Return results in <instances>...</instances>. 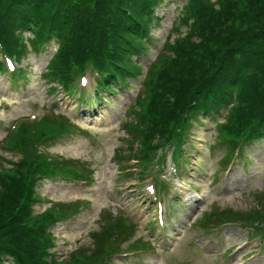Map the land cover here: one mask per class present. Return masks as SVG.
I'll list each match as a JSON object with an SVG mask.
<instances>
[{
    "label": "rangeland",
    "instance_id": "rangeland-1",
    "mask_svg": "<svg viewBox=\"0 0 264 264\" xmlns=\"http://www.w3.org/2000/svg\"><path fill=\"white\" fill-rule=\"evenodd\" d=\"M209 3L215 9L233 6H228L227 0ZM199 6L198 0L196 4L161 0L153 8L146 48L130 57L139 66L138 75L127 76L125 88L119 83L113 85L117 91L114 94L102 92L100 105V97L97 101L93 97L99 76L89 77L86 72L88 84L76 82L90 92V99L82 102L86 92L81 91L79 103L78 92L72 89L75 84L64 90L48 74L54 54L61 48L60 40L52 38L43 50L36 51L35 35L26 31L22 39L25 53L20 61H13L21 74L16 79L0 74V173L16 169L24 159L23 147L14 144L22 124L35 123L31 130L39 131L37 123L50 116L63 118L74 128L62 141L38 144V153L40 150L46 157L59 156L69 165H80L82 174L88 173L92 179L86 185L48 177L35 186V200L39 201L34 204L33 216L39 217L59 203H85L79 213L69 214L51 229L55 242L51 252L57 254V261L64 263L75 251L93 248L92 233L101 230L107 210L115 216L123 213L134 222L136 230L131 241L122 244L123 250L127 251L132 243L138 246L139 241L151 246L149 252L114 255L110 264H264V223L257 217L264 220V137L245 145L243 157L229 161L234 145L225 143L222 126L235 100L208 117L176 111L181 118L174 127H168L170 131L173 127L174 136H149L145 147L146 123L154 114L145 113L152 105L151 78L158 74L165 58L175 57L168 44L173 46L177 38L191 30L192 22L184 25L182 19ZM192 41L195 46L200 39ZM86 65L92 66L90 62ZM77 66L79 71L84 70V65ZM113 70L111 73L116 75ZM127 123L138 124L143 135L131 133ZM78 127L81 132L76 131ZM181 132L186 134L183 140ZM152 145L153 150H148ZM177 147L181 156L176 153ZM168 188L163 200L161 196L157 200V193ZM174 201L176 213L170 224L166 208ZM250 213L254 217L245 218ZM162 214L165 230L158 222ZM208 218V223L215 225L204 230L201 225ZM5 261L11 264L10 259Z\"/></svg>",
    "mask_w": 264,
    "mask_h": 264
},
{
    "label": "trees",
    "instance_id": "trees-1",
    "mask_svg": "<svg viewBox=\"0 0 264 264\" xmlns=\"http://www.w3.org/2000/svg\"><path fill=\"white\" fill-rule=\"evenodd\" d=\"M160 1L0 0V50L20 60L25 53L22 39L26 31L35 35L37 51L52 38L60 40L61 48L48 70L55 82L64 90L70 89L73 67L91 59L97 70L107 73L102 75L105 83L99 85L113 92V84L126 86L127 76L138 75L139 66L130 57L146 48L153 8ZM190 2L196 4L197 0ZM227 2L233 6L224 10L215 9L209 0H198L200 8L189 10L182 19L184 25L192 22L191 30L173 46L168 44L175 57L165 58L158 74L151 78L154 107L149 104L145 113L154 114L146 123L145 142L159 133L173 137V127L181 118L176 116L178 110L208 117L233 100L231 115L222 126L225 143L235 148L264 137V0ZM193 38L200 39L195 46ZM0 71L4 72L1 62ZM34 124H22L14 141L23 147L24 159L16 169L0 173V264L6 258L11 264H110L134 229L132 223L110 213L104 216L101 230L93 233L92 249L80 250L64 263L51 252L55 242L50 227L79 210L58 205L33 216L34 204L39 201L35 200V186L48 177L79 179L88 175L81 176L59 156L46 157L37 151L38 144L65 138L72 126L50 116L37 123L39 131L32 132ZM126 127L134 135L142 134L138 124L127 123ZM185 135L180 133L181 140ZM249 217L254 214L245 218ZM257 217L264 223L263 217ZM209 218L205 227L212 225Z\"/></svg>",
    "mask_w": 264,
    "mask_h": 264
}]
</instances>
